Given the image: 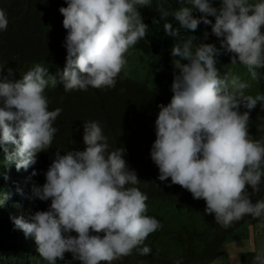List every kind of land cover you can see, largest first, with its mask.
I'll use <instances>...</instances> for the list:
<instances>
[{
	"label": "clouds",
	"instance_id": "9594fccd",
	"mask_svg": "<svg viewBox=\"0 0 264 264\" xmlns=\"http://www.w3.org/2000/svg\"><path fill=\"white\" fill-rule=\"evenodd\" d=\"M152 2L65 0L67 6L58 9L67 31L59 79L40 63L19 79H13L12 68L6 75L0 69V153L8 164L27 170L51 148L62 109L49 110V85L61 84L65 92L115 87L125 54L148 34L139 9ZM155 2L159 19L152 23L163 21L165 35L173 39L170 54L177 73L170 102L157 105L150 158L158 180L170 178L169 186L205 201V214L223 227L245 216L264 218V199H252L264 183V139L249 135L250 113L258 104L264 108V94H246L247 82L237 76L229 80L217 68V57L227 53L231 65L243 66L258 80V70L264 69V0H219V7L213 6L216 0H176L175 9L169 0ZM8 24L0 8V31ZM201 24L211 27L219 48L182 34L196 32ZM208 36L204 32L203 40ZM82 144V151H55L45 183L32 192L33 199L50 200V206L13 218L14 226L34 238L47 264L63 260L65 253L79 264H112L134 250L151 254L141 245L161 224L146 215L148 196L136 186L141 181L124 159L126 149H110L99 121L83 124ZM253 264H264V251Z\"/></svg>",
	"mask_w": 264,
	"mask_h": 264
},
{
	"label": "trees",
	"instance_id": "16d2710c",
	"mask_svg": "<svg viewBox=\"0 0 264 264\" xmlns=\"http://www.w3.org/2000/svg\"><path fill=\"white\" fill-rule=\"evenodd\" d=\"M169 4L171 9L178 7L176 0H169ZM66 6L65 0H0V8L6 11L9 19L7 30L0 31V69L4 70V75L12 68L13 79L22 78L36 63L47 68L52 76L62 72L67 54L64 47L67 31L62 26L63 16L58 9ZM213 6L219 7V0ZM139 11L143 22L149 26L148 34L125 54L127 63L115 87L65 92L61 84L56 88L49 85L45 90L49 110L62 109L53 125L58 131L51 148L39 153L34 165L19 171L0 153V200L3 201L0 205V264H47L40 258L34 238L25 237L14 226L13 218H26L35 211L48 209L50 200L33 199V188L45 183L44 173L55 151L83 150V124L87 121L101 123L110 149L121 146L126 149L124 159L141 181L136 186L148 196L146 215L161 224L141 245L151 248V254L140 256L134 250L132 255L116 261L176 264L180 260L182 264H208L222 254L227 235L242 223L247 220L264 222V218L245 216L223 227L215 222L214 215L205 214V201L193 199L191 193L178 185L169 186L170 178L163 182L158 180L159 171L150 158V150L155 140L157 105H167L172 97L176 58L171 57L174 41L165 35L164 22L152 23L153 19H159L155 0L150 7ZM194 15L199 16L198 13ZM207 18L214 23V18ZM168 22L178 27L171 17ZM181 31L183 35L196 36L197 42L212 43L219 48L210 26L201 24L196 32ZM204 32L209 33L207 40H203ZM217 60L221 76L227 75L229 80L237 76L247 82L248 95L264 94V69H259L258 80H253L246 68L230 64V54L220 55ZM52 98L58 104L50 103ZM243 111L245 109L241 108ZM249 135L257 140L264 139V108L259 104L250 113ZM7 147L11 151L12 146ZM248 190L251 192L250 188ZM252 199L253 202L264 199V183ZM256 254L243 253L242 264H253ZM55 264H79V261L65 253L64 259Z\"/></svg>",
	"mask_w": 264,
	"mask_h": 264
},
{
	"label": "rangeland",
	"instance_id": "374dc122",
	"mask_svg": "<svg viewBox=\"0 0 264 264\" xmlns=\"http://www.w3.org/2000/svg\"><path fill=\"white\" fill-rule=\"evenodd\" d=\"M50 103L58 104L53 98ZM261 251H264V222L247 220L227 235L222 254L208 264H242L243 253ZM112 264L129 263L113 261Z\"/></svg>",
	"mask_w": 264,
	"mask_h": 264
}]
</instances>
